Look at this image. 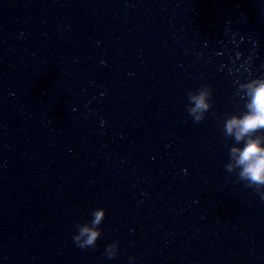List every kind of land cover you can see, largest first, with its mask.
I'll use <instances>...</instances> for the list:
<instances>
[{
	"label": "water",
	"instance_id": "obj_1",
	"mask_svg": "<svg viewBox=\"0 0 264 264\" xmlns=\"http://www.w3.org/2000/svg\"><path fill=\"white\" fill-rule=\"evenodd\" d=\"M262 76L264 0H0V264H264L223 130Z\"/></svg>",
	"mask_w": 264,
	"mask_h": 264
},
{
	"label": "clouds",
	"instance_id": "obj_2",
	"mask_svg": "<svg viewBox=\"0 0 264 264\" xmlns=\"http://www.w3.org/2000/svg\"><path fill=\"white\" fill-rule=\"evenodd\" d=\"M239 92L243 93L246 111L227 117L223 130L227 137L233 138L237 145L243 144V147L233 146L229 149L230 162L225 168L229 173H237L240 180L247 182L248 187L255 188L264 199V76L240 84ZM211 96L210 86L188 93L190 106L187 112L194 122L199 123L205 118V113L212 107L209 102ZM105 215L104 209H96L89 223L77 224L78 234L72 237L76 247L81 250L96 247L102 235L99 226ZM118 252L117 241L108 245L104 254L108 259H115Z\"/></svg>",
	"mask_w": 264,
	"mask_h": 264
}]
</instances>
